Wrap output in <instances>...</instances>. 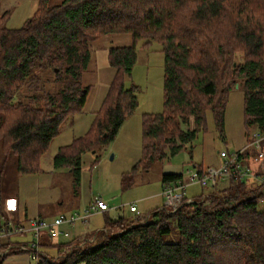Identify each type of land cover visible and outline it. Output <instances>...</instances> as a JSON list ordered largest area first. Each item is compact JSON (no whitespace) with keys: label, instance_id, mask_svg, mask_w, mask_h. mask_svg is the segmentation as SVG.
Instances as JSON below:
<instances>
[{"label":"trees","instance_id":"1","mask_svg":"<svg viewBox=\"0 0 264 264\" xmlns=\"http://www.w3.org/2000/svg\"><path fill=\"white\" fill-rule=\"evenodd\" d=\"M9 14L0 5V179L11 155L18 173L40 170L63 122L85 104L89 42L111 32L129 33L132 42L108 49L114 75L101 107L84 137L59 148L55 168H69L78 180L81 153L113 140L138 106L137 87L123 81L140 40L161 46L163 107L143 115L142 157L132 174L192 145L207 112L222 133L236 84L247 131L264 130V0H37L18 28L6 26ZM44 81L58 88L50 91ZM194 167L200 176L204 167ZM182 178V172H163L161 183ZM263 198L262 186L226 181L171 214L154 210L145 224L133 213L106 217L82 247L41 241L42 249L56 248V257L39 255L31 264H264ZM171 233L176 239L165 240ZM23 252L0 255V264Z\"/></svg>","mask_w":264,"mask_h":264},{"label":"rangeland","instance_id":"2","mask_svg":"<svg viewBox=\"0 0 264 264\" xmlns=\"http://www.w3.org/2000/svg\"><path fill=\"white\" fill-rule=\"evenodd\" d=\"M61 1L49 0V4H59ZM0 5L1 11H10L6 26L18 28L35 11L37 0H0ZM131 42L129 33L117 32L107 33L89 42L90 58L83 73V84L89 86L85 104L63 122L59 134L51 140L48 149L40 157L38 172L18 173L16 158L13 155L9 156L4 164L0 179V202L4 206L5 216L12 223L26 224L29 218L40 217L47 220L59 214L69 216L82 213L96 197H100L105 203V209L91 213L86 224L80 221L74 225L64 223L60 226L62 233L57 237H50L41 232V240L46 238L51 242H60L64 237L65 240H71L77 233L80 234L81 229H90L97 233L103 228L106 217L115 219L119 216H132L129 210V204L132 202L144 216L152 214L156 209H162L163 198L160 191L163 172L179 170L185 173L194 163L204 168L217 165L221 161L219 151L243 147L255 130L247 131L244 125L243 93L236 84V88L228 95L222 133L216 128L211 113L207 112L205 129L197 133L192 145L184 147L164 163L154 161L148 168L141 166L132 174L133 166L142 157L143 115L159 113L163 107L161 46L151 41L146 47L143 40H140L136 43L135 64L123 81L125 88L132 84L137 87L138 106L123 122L113 140L94 145L81 153L78 180L69 168H55L53 157L59 148L70 144L75 138L84 137L101 107L114 75V69L108 62V49ZM45 88L55 91L58 85L48 81L45 82ZM249 150L250 157L246 159V163L251 169L258 170V163L253 161L254 151ZM202 192H205L203 198H194ZM207 195L208 190L202 189L197 183L187 185L184 191V198L193 197L199 201L204 200ZM63 232H68L69 236H63ZM26 238L30 240L31 236L27 235ZM175 239V233L165 236L167 241ZM43 250L54 260L56 249L44 247Z\"/></svg>","mask_w":264,"mask_h":264},{"label":"built area","instance_id":"3","mask_svg":"<svg viewBox=\"0 0 264 264\" xmlns=\"http://www.w3.org/2000/svg\"><path fill=\"white\" fill-rule=\"evenodd\" d=\"M249 149L254 151L253 161L258 163V170L251 169L250 165L246 163V159L250 157ZM218 153L221 158L219 164L206 166L200 176L197 175L196 169L191 167L186 170L182 179L162 185L160 191L163 198L162 209L171 214L183 203L195 201L193 197H188L184 200V191L187 185L195 183L201 186L202 189L208 190L209 193L211 189L217 187L219 184L231 180L245 183L246 185L262 186V192L264 193V130H254L251 138H249L243 147L231 151L221 150ZM204 193L200 194L201 198L205 196ZM104 209V201L100 197H96L82 213H75L69 216L60 214L53 219L47 220L39 217L30 220L28 226L12 225L9 222L3 221L0 215V245L5 246L4 249L0 248V255L3 256L12 249H20L26 251L29 259L34 263L37 262L39 255H43L53 262V259L42 251L40 246L41 232L46 233L50 237H56L61 233L60 226L62 224L74 225L77 221L86 224L88 216L91 213L102 212ZM129 210L134 215L141 216V224H145L149 220L150 214L144 216L135 203L129 204ZM25 233H29L31 236V239L26 244L14 243L9 240L12 236L23 235ZM93 239L94 237L81 238L76 245L82 247L86 242ZM73 246H70V251Z\"/></svg>","mask_w":264,"mask_h":264},{"label":"crops","instance_id":"4","mask_svg":"<svg viewBox=\"0 0 264 264\" xmlns=\"http://www.w3.org/2000/svg\"><path fill=\"white\" fill-rule=\"evenodd\" d=\"M193 168H195L194 166H193ZM165 172H182V171H179V170H169V171H165ZM183 173V172H182ZM184 174L185 173H183V176H184ZM0 200H1V198H0ZM0 215H1V219L3 220V221H6V222H9V223H11L12 225H23V226H28V224H29V221L30 220H32V219H28L27 220V222H26V224H21V223H18V222H15V223H12V222H10L8 219H7V217L5 216V212H4V206L2 205V203L0 202ZM60 215V214H59ZM58 216V215H57ZM56 217V216H55ZM61 233H62V230H61ZM79 233L80 234H78L77 233V235H76V237L74 236V238L73 239H71L70 240V238L69 239H67V240H65V237H64V240H61L60 242H58V241H54V242H57V243H67V242H77V241H80L81 240V238H92V237H94L95 236V233H93V231L92 230H90V229H85V230H83V229H81V230H79ZM44 234H46V233H44ZM27 235H30L29 233H25V234H23V235H15V236H12V237H10L9 238V240L11 241V242H14V243H20V244H26V243H28V241H29V238H26L27 237ZM63 236H66V237H68L69 235H68V232H63ZM57 237V236H56ZM43 243L44 242H47V241H51V240H49V239H46V238H43L42 240H41ZM44 249V248H43ZM42 249V251H45V250H43ZM47 249H49V247H47ZM51 249H56V248H51ZM3 264H31V261H30V259H29V256H28V253H19V254H13V255H9L8 257H6V259L3 261Z\"/></svg>","mask_w":264,"mask_h":264}]
</instances>
